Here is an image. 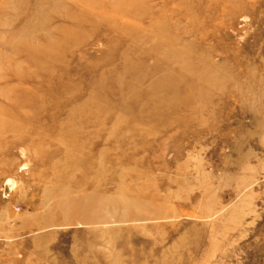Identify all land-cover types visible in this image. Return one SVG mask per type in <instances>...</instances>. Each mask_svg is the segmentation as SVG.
I'll list each match as a JSON object with an SVG mask.
<instances>
[{"label":"rangeland","instance_id":"obj_1","mask_svg":"<svg viewBox=\"0 0 264 264\" xmlns=\"http://www.w3.org/2000/svg\"><path fill=\"white\" fill-rule=\"evenodd\" d=\"M0 264H264V0H0Z\"/></svg>","mask_w":264,"mask_h":264}]
</instances>
